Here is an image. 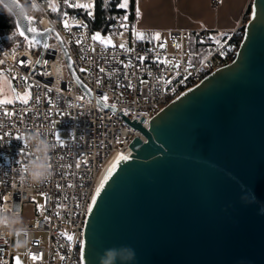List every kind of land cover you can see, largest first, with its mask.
<instances>
[{
  "label": "built area",
  "instance_id": "built-area-1",
  "mask_svg": "<svg viewBox=\"0 0 264 264\" xmlns=\"http://www.w3.org/2000/svg\"><path fill=\"white\" fill-rule=\"evenodd\" d=\"M93 2L53 0L51 5L35 0L42 9L36 11L35 29L53 32L48 48L18 51L15 45L0 43V72L9 78L17 97L0 104V207L10 205L22 221L13 227L23 229L10 232L0 227V264H79L85 222L110 163L131 153L135 141L145 142L142 130L149 129L159 111L233 60V47L240 43L246 23L243 15L229 33L223 47L230 54H222V47L193 66L188 32L170 31L169 43L163 46L118 16L97 32L91 25ZM82 6L89 9L86 18L80 14ZM62 7L68 11L59 15ZM94 34L106 43L93 41ZM140 57L146 59L141 62ZM55 61L64 66L59 83L47 74ZM23 90L30 93L27 104L19 98ZM32 133L53 145L52 175L41 183L32 182L24 172L26 162L35 156L27 143ZM32 233L45 234V244L29 242ZM18 240L27 243L17 244Z\"/></svg>",
  "mask_w": 264,
  "mask_h": 264
},
{
  "label": "water",
  "instance_id": "water-1",
  "mask_svg": "<svg viewBox=\"0 0 264 264\" xmlns=\"http://www.w3.org/2000/svg\"><path fill=\"white\" fill-rule=\"evenodd\" d=\"M12 18L20 38L45 49L51 30L34 36L29 20ZM142 131L145 142L99 184L79 264L122 246L135 250L133 264H264V0L251 1L233 60ZM250 191L256 203L246 204Z\"/></svg>",
  "mask_w": 264,
  "mask_h": 264
},
{
  "label": "crops",
  "instance_id": "crops-1",
  "mask_svg": "<svg viewBox=\"0 0 264 264\" xmlns=\"http://www.w3.org/2000/svg\"><path fill=\"white\" fill-rule=\"evenodd\" d=\"M251 1L218 0L213 3L212 0H134V27L152 37L158 35L159 38L153 40L155 44L163 46V38L174 30H184L188 34L205 32L214 36L226 35L246 15ZM4 76L5 85L0 86V96L5 92V86L11 88L9 78Z\"/></svg>",
  "mask_w": 264,
  "mask_h": 264
},
{
  "label": "clouds",
  "instance_id": "clouds-1",
  "mask_svg": "<svg viewBox=\"0 0 264 264\" xmlns=\"http://www.w3.org/2000/svg\"><path fill=\"white\" fill-rule=\"evenodd\" d=\"M41 10V7L35 3V0H32L31 4L26 3L25 0H0V11L19 21H28L32 18V13ZM47 74L52 75L55 82L59 83L64 74L63 64L59 61L52 62V71ZM27 143L32 147L35 156L26 162L24 172L32 182L41 183L52 175L49 164V153L53 145L47 138L38 133L30 134L27 137ZM242 200L246 204L256 203L255 195L251 191L247 196L242 197ZM261 212H264V208L261 209ZM21 223V217L10 205L0 207V227L7 228L10 232H22V228L13 227ZM20 243H27V241L21 242L18 240L17 244ZM134 260L135 250L122 246L118 249H106L99 258V264H133Z\"/></svg>",
  "mask_w": 264,
  "mask_h": 264
},
{
  "label": "trees",
  "instance_id": "trees-1",
  "mask_svg": "<svg viewBox=\"0 0 264 264\" xmlns=\"http://www.w3.org/2000/svg\"><path fill=\"white\" fill-rule=\"evenodd\" d=\"M52 2L53 0H46ZM26 3L31 4L30 0H25ZM124 0H94L92 4V9L95 14V19L92 21V28L97 32H103L105 28L114 17L118 16L124 19L127 16V21L134 22V0H127L128 6L127 9L117 8L118 3H122ZM79 10L82 16L86 18V15L89 9L86 6H82ZM79 10H71V12L76 13ZM59 15H62L64 12H67L68 9L62 7L57 10ZM250 12V7L246 12V21ZM54 15V14H53ZM38 18L36 12L32 13V21H35ZM131 26V23L129 24ZM35 28L34 26H32ZM229 34L214 36L212 33H190L187 36V45L189 51V63L193 66H196L208 58L212 53L216 52L218 49L222 48L224 44L228 41ZM0 43L4 46H10L12 43L18 45V51L30 50L27 46L28 41L20 38L16 32L14 20L11 16L0 13ZM153 44V42L151 43ZM234 44L233 40L228 42V45ZM239 44H235L234 52L231 53V58L235 56V52ZM222 54L226 52L230 54V49L226 46L222 48Z\"/></svg>",
  "mask_w": 264,
  "mask_h": 264
},
{
  "label": "snow or ice",
  "instance_id": "snow-or-ice-1",
  "mask_svg": "<svg viewBox=\"0 0 264 264\" xmlns=\"http://www.w3.org/2000/svg\"><path fill=\"white\" fill-rule=\"evenodd\" d=\"M127 6H128V3H127V0H124V2H122V3H118L117 4V8H119V9H127ZM69 7H72V5H69ZM53 10H55V8H53ZM89 14H91V13H89ZM137 16H139V9H137ZM124 20H127V16H125L124 17ZM30 23H31V21L29 20V27L27 28V31L28 32H31L34 36L35 35H40L41 33H37V30L35 29V28H33V27H31L30 26ZM65 28L67 29L68 28V24H67V22H65ZM125 25H122V27H124ZM21 36H23V33H19ZM134 35H137L136 33H135V31H134ZM138 36H139V38L140 39H143V34H138ZM92 40L93 41H101V42H105L106 43V41H104L103 39H102V37H100L99 35H92ZM159 37H158V35L157 36H155V37H153V39H158ZM25 39H27L26 37H25ZM35 43H37V42H34V41H29V45L30 46H34V44ZM43 47L45 48V49H47L48 48V45L47 44H44L43 45ZM121 48H124V46L123 45H121L120 46ZM127 50V49H126ZM62 52H63V54L65 55V56H67V52H66V50H64V49H62ZM146 58H144V57H140V60H141V62H143L144 60H145ZM41 63H44L43 61H40V60H37V64H41ZM67 67L69 68V69H71V67H72V64H71V60H70V58H69V60H68V64H67ZM101 71H103V69H101ZM74 75V74H73ZM74 78H75V76H74ZM78 82V81H77ZM30 87V85L29 84H27V82H25V88L27 89V88H29ZM49 91H51V88H49ZM14 95H15V93H14ZM26 95L30 98V93H27L26 92ZM23 103H25V104H27L28 103V100L27 99H24L23 101H22ZM38 102V101H37ZM0 103H4L3 101H0ZM97 193H99V189H97ZM94 200H95V197L93 198ZM69 239H71V237H68ZM17 264H18V262H17Z\"/></svg>",
  "mask_w": 264,
  "mask_h": 264
},
{
  "label": "rangeland",
  "instance_id": "rangeland-1",
  "mask_svg": "<svg viewBox=\"0 0 264 264\" xmlns=\"http://www.w3.org/2000/svg\"><path fill=\"white\" fill-rule=\"evenodd\" d=\"M50 4L53 5V1ZM0 13H3V12L0 11ZM163 40H164L163 43H165V45L167 46V43H169L168 37H164ZM12 45H15L16 47H18V45L15 43H12ZM27 46L33 50H38V49H40L42 44L35 43L34 46H30L29 43H27ZM5 79H6V77L3 74H0V86L1 87H2V85H5ZM2 83H4V84H2ZM19 98L22 101L24 99H27V95H26L25 90H23L22 92L19 93ZM0 101L4 102V103H0V104H8V103H12L14 101L13 93H12L10 87H8V89H7V86H5V92H2V94L0 96ZM28 241L29 242L39 241L40 243L45 244V242H46L45 234H35V233L29 234L28 235Z\"/></svg>",
  "mask_w": 264,
  "mask_h": 264
},
{
  "label": "bare ground",
  "instance_id": "bare-ground-1",
  "mask_svg": "<svg viewBox=\"0 0 264 264\" xmlns=\"http://www.w3.org/2000/svg\"><path fill=\"white\" fill-rule=\"evenodd\" d=\"M111 163H112V162H111ZM111 163H110V164H111ZM106 170H107V169H106ZM105 172H106V171H105ZM104 174H105V173H104ZM103 176H104V175H103Z\"/></svg>",
  "mask_w": 264,
  "mask_h": 264
}]
</instances>
